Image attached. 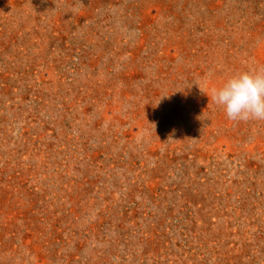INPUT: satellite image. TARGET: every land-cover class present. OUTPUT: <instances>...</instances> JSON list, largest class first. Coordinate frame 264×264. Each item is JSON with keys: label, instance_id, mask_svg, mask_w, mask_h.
<instances>
[{"label": "rangeland", "instance_id": "rangeland-1", "mask_svg": "<svg viewBox=\"0 0 264 264\" xmlns=\"http://www.w3.org/2000/svg\"><path fill=\"white\" fill-rule=\"evenodd\" d=\"M264 66V0H0V264H264V121L212 102Z\"/></svg>", "mask_w": 264, "mask_h": 264}, {"label": "clouds", "instance_id": "clouds-1", "mask_svg": "<svg viewBox=\"0 0 264 264\" xmlns=\"http://www.w3.org/2000/svg\"><path fill=\"white\" fill-rule=\"evenodd\" d=\"M211 100L231 121H264V66L231 75Z\"/></svg>", "mask_w": 264, "mask_h": 264}]
</instances>
